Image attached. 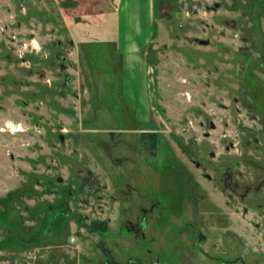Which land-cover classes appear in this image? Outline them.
Returning <instances> with one entry per match:
<instances>
[{"label":"rangeland","instance_id":"obj_1","mask_svg":"<svg viewBox=\"0 0 264 264\" xmlns=\"http://www.w3.org/2000/svg\"><path fill=\"white\" fill-rule=\"evenodd\" d=\"M0 264H264V0H0Z\"/></svg>","mask_w":264,"mask_h":264}]
</instances>
